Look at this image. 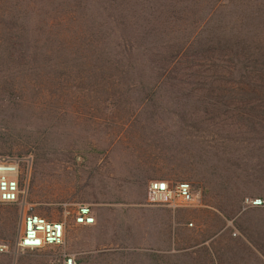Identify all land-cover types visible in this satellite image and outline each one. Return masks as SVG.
<instances>
[{
  "label": "rangeland",
  "instance_id": "rangeland-1",
  "mask_svg": "<svg viewBox=\"0 0 264 264\" xmlns=\"http://www.w3.org/2000/svg\"><path fill=\"white\" fill-rule=\"evenodd\" d=\"M102 1L96 11L97 0H0V156L18 159L26 180L21 201L0 204V243L8 246L1 263L62 264L66 254L74 264H264V57L207 47L205 35L218 25L211 22L184 32L179 48L131 53L160 64L162 76L90 72L89 24L120 19ZM227 2L213 20L229 16L234 33L247 0ZM250 18L257 22L244 31L264 34V8ZM142 175L190 184L196 207L184 209L192 225L177 241L187 249H132L138 224L133 215L117 224L116 210L94 226L66 217L61 246L15 249L22 214L61 220L64 205L90 200L101 183L106 194L135 198ZM253 198L262 205L251 206ZM200 201L219 204L224 219L192 214Z\"/></svg>",
  "mask_w": 264,
  "mask_h": 264
},
{
  "label": "trees",
  "instance_id": "trees-1",
  "mask_svg": "<svg viewBox=\"0 0 264 264\" xmlns=\"http://www.w3.org/2000/svg\"><path fill=\"white\" fill-rule=\"evenodd\" d=\"M227 1L229 0H215L204 5L203 0H116V4L109 5L107 1L103 0L102 2L106 7L114 10L120 19L117 15L115 17L108 15L100 22L89 24L85 49H90L91 60H95L89 68L90 72L100 71L104 73L113 70L117 73L127 74L156 71L158 73L156 76H162L165 71L160 64H155L153 60L142 63L139 60L142 55L134 54L131 56V53L134 51L152 53L155 52V47L179 48L181 42L178 39L179 37L185 38L184 32L188 34L189 31L199 28V24L204 28L205 23L211 22L212 24L218 23V25L216 28L207 31L205 35L208 40L207 47L220 50L229 49L234 54L233 56L241 54L250 57L249 54L257 53L258 56L264 57V34L257 36L259 32L247 33L244 31V27L257 22L251 21L250 15L263 10L264 0H247V3L243 5L248 11L247 17L236 22L239 27L234 33L230 30L233 20H230L229 16H226L227 19H223V21L219 18L214 23L213 20L219 14L218 12L230 9L232 4ZM100 5L101 0H97L96 11L99 10ZM129 7L131 16L127 15V8ZM134 8H136L137 14H135ZM246 11L244 13H247ZM222 15L223 13L220 16L222 17ZM139 20L143 24L136 23ZM183 21H187L188 25H183L181 23ZM128 23L133 24V30H125ZM12 24H15V21ZM136 24H138V29L135 28ZM139 46L148 47L139 50ZM102 62L109 65L104 67ZM261 64H264V60H261ZM136 76H141V74ZM213 206L219 212L225 211L219 204ZM150 253L152 255L168 254Z\"/></svg>",
  "mask_w": 264,
  "mask_h": 264
},
{
  "label": "built area",
  "instance_id": "built-area-1",
  "mask_svg": "<svg viewBox=\"0 0 264 264\" xmlns=\"http://www.w3.org/2000/svg\"><path fill=\"white\" fill-rule=\"evenodd\" d=\"M26 180L22 178L19 160L0 156V204H13L24 197ZM192 188L187 182L169 184L162 180L150 181L146 188V203L153 206L179 208L193 203ZM251 206H260L262 201L248 200ZM63 206L62 219L53 221L31 211L22 214L18 235L14 243L16 250H40L63 245L66 221L72 224L89 226L94 223L91 206L85 202ZM190 226L191 223H188ZM8 252V246L0 243V253ZM62 264H74L72 257L62 255Z\"/></svg>",
  "mask_w": 264,
  "mask_h": 264
},
{
  "label": "crops",
  "instance_id": "crops-1",
  "mask_svg": "<svg viewBox=\"0 0 264 264\" xmlns=\"http://www.w3.org/2000/svg\"><path fill=\"white\" fill-rule=\"evenodd\" d=\"M93 175L101 182L100 175L93 171L90 178ZM110 178L113 177L108 176L107 179L110 180ZM114 179L119 181L118 176H115ZM164 179L167 178L162 176L148 177L147 175L135 178V186L139 187L138 192H135V198L123 197L117 192L116 194H106V192L102 190L104 183H101V187L97 190V193L88 200L89 202H85L91 206L94 216L93 224L96 223V225H99L101 222L105 221L106 215L116 210L117 224H122L123 226V221L125 220V222H127L129 220V215H133L132 221L138 224V226H132L131 233L134 238L132 249L156 253H172L187 249L181 248L180 246L177 247V241L182 238L181 233H185L190 229L186 224L191 223L192 225V222L187 218L189 214L188 209L185 211L184 208L196 207L194 201L189 206L179 208L153 206L146 203V188L148 183L153 180ZM168 183L170 184V182ZM193 210L192 214L195 212H206L211 216L215 215L217 218L219 216L223 218L222 214L212 204L203 201H200L198 207ZM222 228L204 237L206 241L200 242L199 245H205L213 241L221 232ZM7 254L8 252L0 253V257ZM10 262L11 261L8 259L6 263H1L0 258V264H11Z\"/></svg>",
  "mask_w": 264,
  "mask_h": 264
}]
</instances>
